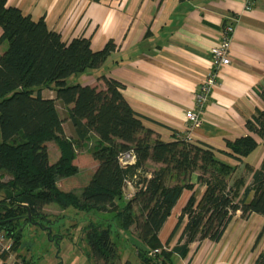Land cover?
Masks as SVG:
<instances>
[{
  "label": "trees",
  "instance_id": "1",
  "mask_svg": "<svg viewBox=\"0 0 264 264\" xmlns=\"http://www.w3.org/2000/svg\"><path fill=\"white\" fill-rule=\"evenodd\" d=\"M0 30V45H7L0 56V230L12 238L11 251L20 245L28 226L43 230L57 245L59 239L70 237L59 227L52 233L51 226L66 216L45 214L43 208L50 204L84 215L78 223L84 225L94 264H120L119 245L123 239L129 241L125 235L131 230L142 244H132L141 264H173V255L185 257L193 242L217 243L237 212L242 219L264 217V158L259 169L244 163L258 145H264V111L246 121L248 135L227 141L223 151L185 138L164 142L144 127L118 82L101 76L104 89L67 83L100 69L114 49L112 43L93 52L89 39L66 42L48 29L44 19L33 21L8 6L7 0H0ZM43 90L52 91L54 99L43 98ZM55 102L65 110L64 118ZM67 121L70 137L63 130ZM49 142L60 152L53 165L48 161ZM83 148L97 169L79 195L63 192L57 183L78 174L73 162ZM126 154L134 157L133 164H121ZM193 176L204 187L200 199ZM128 184L133 189L129 199ZM184 190L191 194L169 237L181 227L179 245L168 250L158 233ZM249 192L253 198L248 202ZM154 250L159 253L150 256ZM0 258L2 264H31L20 256L11 263L8 254ZM256 264H264V254Z\"/></svg>",
  "mask_w": 264,
  "mask_h": 264
},
{
  "label": "crops",
  "instance_id": "2",
  "mask_svg": "<svg viewBox=\"0 0 264 264\" xmlns=\"http://www.w3.org/2000/svg\"><path fill=\"white\" fill-rule=\"evenodd\" d=\"M7 5L18 8L33 21L44 19L48 29L66 42L89 39L93 52L112 43L114 49L100 69L71 77L67 83L104 89L99 77L118 82L123 86V98L144 127L164 142L185 137L194 145L223 151L227 141L248 135L246 121L264 111V0H7ZM228 23L235 25L231 62L220 71L200 125L187 135L185 113L194 109L195 93L210 70V50L220 43V30ZM6 46L0 45V56ZM41 95L55 97L50 90H43ZM55 103L64 118L61 114L65 110ZM63 130L67 137L72 136L68 121ZM46 147L49 164L53 165L60 158L59 149L54 142ZM89 157L91 172L83 188L98 166L90 154ZM263 158L264 145L260 144L244 163L259 169ZM228 162L241 169L237 162ZM73 164L77 165L76 159ZM248 181L247 186L250 178ZM64 182L65 179L58 181L60 190H76H67ZM191 183L200 199L204 187L197 184L196 176ZM126 191L128 194L132 189L127 187ZM190 194L182 192L158 233L159 241L167 244L168 250L179 245L181 227L170 240L169 237ZM252 198L249 192L246 201ZM48 208L62 211L50 204L43 212ZM130 232L125 235L129 241L123 239L119 245L120 264H141L135 247L142 244L134 230ZM261 254L264 217L253 214L242 219L237 212L217 243L193 242L185 257L173 255V264H256ZM9 260L10 256L8 263Z\"/></svg>",
  "mask_w": 264,
  "mask_h": 264
},
{
  "label": "rangeland",
  "instance_id": "3",
  "mask_svg": "<svg viewBox=\"0 0 264 264\" xmlns=\"http://www.w3.org/2000/svg\"><path fill=\"white\" fill-rule=\"evenodd\" d=\"M89 162L88 149L77 150L76 166L80 173L65 179L64 187L67 190L73 188L76 189L72 191L74 194L79 195L81 193L83 185L89 179V172H91V163L89 164ZM4 180H7V177ZM53 205L56 206V204ZM44 213L50 217L65 215L66 217L61 219L58 225L51 226V231L55 234L59 227L62 228L60 232L64 234L67 233L65 232L67 229L70 237L61 239L57 245L48 240L47 234L43 230L35 226H28L22 232L23 236L20 245L9 254V262H18V256H20L30 261L31 264H94L90 258L89 246L84 240V234L82 233V226L84 225L81 224L82 222L78 223L84 218V215L78 214L71 209L63 212L57 208H48V211ZM86 219H89V216H86ZM71 224H74V229H69Z\"/></svg>",
  "mask_w": 264,
  "mask_h": 264
},
{
  "label": "built area",
  "instance_id": "4",
  "mask_svg": "<svg viewBox=\"0 0 264 264\" xmlns=\"http://www.w3.org/2000/svg\"><path fill=\"white\" fill-rule=\"evenodd\" d=\"M234 33L235 25L233 23L225 24L220 30V43L210 50V70L195 93L194 109L188 110L185 113L187 135L200 125L201 116L207 102L209 101L211 92L218 84L220 71L231 62L230 49ZM185 139L188 140V138ZM120 162L122 165H131L134 163V157L126 154L121 158ZM128 188L132 189L130 184H128ZM132 193L133 189L127 194L126 198L129 199L132 196ZM12 246V238L8 237L3 230H0V256L5 254L9 255L11 253ZM163 248H165L164 245ZM158 253L159 250H154L149 252V255L153 256Z\"/></svg>",
  "mask_w": 264,
  "mask_h": 264
}]
</instances>
